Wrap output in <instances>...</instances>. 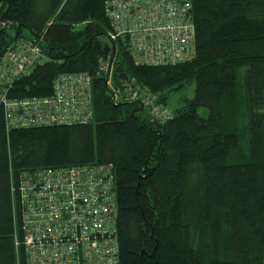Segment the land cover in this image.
I'll return each instance as SVG.
<instances>
[{
    "label": "trees",
    "instance_id": "16d2710c",
    "mask_svg": "<svg viewBox=\"0 0 264 264\" xmlns=\"http://www.w3.org/2000/svg\"><path fill=\"white\" fill-rule=\"evenodd\" d=\"M190 14L193 58L140 65L104 0H0V56L19 36L42 38L45 55L9 97L48 96L62 73L92 89L86 123L7 129L0 108V264H26L22 173L85 164L113 166L120 264H264V0H191ZM191 84L168 119L149 114L145 100L166 107Z\"/></svg>",
    "mask_w": 264,
    "mask_h": 264
},
{
    "label": "built area",
    "instance_id": "2783aa9c",
    "mask_svg": "<svg viewBox=\"0 0 264 264\" xmlns=\"http://www.w3.org/2000/svg\"><path fill=\"white\" fill-rule=\"evenodd\" d=\"M191 0H104L111 37L136 64L167 65L195 53ZM42 38L19 36L0 56V108L6 128L86 123L92 119L91 77L62 73L48 96L11 98L12 83L45 60ZM98 74L111 86L112 66L100 59ZM131 97L136 91L127 92ZM149 114L171 112L145 100ZM19 227L15 247L26 264H120L117 201L111 164H85L24 172L17 184Z\"/></svg>",
    "mask_w": 264,
    "mask_h": 264
},
{
    "label": "rangeland",
    "instance_id": "374dc122",
    "mask_svg": "<svg viewBox=\"0 0 264 264\" xmlns=\"http://www.w3.org/2000/svg\"><path fill=\"white\" fill-rule=\"evenodd\" d=\"M193 93H194V84H191L182 90L167 93L168 101L166 107L170 112H173L175 108L183 104L185 97H192ZM198 114L205 117L207 115V110L205 108H199Z\"/></svg>",
    "mask_w": 264,
    "mask_h": 264
}]
</instances>
